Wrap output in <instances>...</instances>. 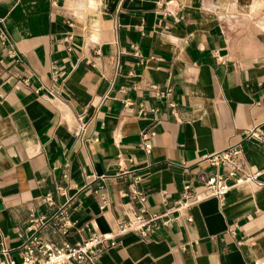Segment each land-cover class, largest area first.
I'll use <instances>...</instances> for the list:
<instances>
[{"label": "crops", "instance_id": "0c3cea01", "mask_svg": "<svg viewBox=\"0 0 264 264\" xmlns=\"http://www.w3.org/2000/svg\"><path fill=\"white\" fill-rule=\"evenodd\" d=\"M0 93V259L22 258L31 213L55 242L112 229L142 206L136 177L161 211L241 141L261 185L126 233L100 264H264V145L243 139L264 129V0H0Z\"/></svg>", "mask_w": 264, "mask_h": 264}, {"label": "built area", "instance_id": "2783aa9c", "mask_svg": "<svg viewBox=\"0 0 264 264\" xmlns=\"http://www.w3.org/2000/svg\"><path fill=\"white\" fill-rule=\"evenodd\" d=\"M10 54L16 56L14 48L10 50ZM172 90V86L169 85L163 93L171 94ZM171 105L174 106V103ZM143 138V148L146 152H150L152 143L147 141L146 133ZM243 139L264 145V129L260 124L253 125L243 131ZM244 155L245 147L241 141L223 150L203 155L201 160L215 167V170L212 173L200 175L202 189L197 190L193 183L186 182L181 196L172 202L164 200V208L161 211H150L145 205L148 193L139 187V177H136L128 189L123 191V194L129 195L131 199L138 198L142 202V206L126 218L120 219L112 229L105 232L95 231L82 240L65 239L62 242H55L42 237L38 232L37 224H44V220L39 215L31 213L28 226L31 232L22 234V258L15 259L9 248H3L0 264H100L101 253L114 246L118 242V238L126 233L135 232L141 237H145L158 229L170 227L174 221L183 216L188 221H192L190 209L200 201L216 197L223 203L226 195L235 187L244 183L261 185L262 181L259 178L261 170L245 169L239 161ZM226 166L229 169L223 171L222 168ZM56 191L61 194L67 193V189L60 186ZM45 199L51 203L53 201L52 193H48ZM102 207H105V204ZM66 226L67 223L64 222L62 224L63 232L67 231Z\"/></svg>", "mask_w": 264, "mask_h": 264}]
</instances>
